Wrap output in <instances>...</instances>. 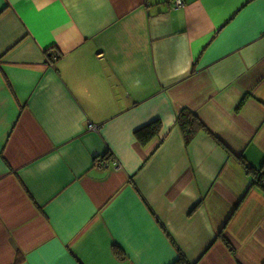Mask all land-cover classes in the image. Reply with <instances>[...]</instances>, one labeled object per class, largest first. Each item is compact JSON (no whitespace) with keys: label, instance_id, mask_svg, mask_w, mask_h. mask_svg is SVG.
<instances>
[{"label":"crops","instance_id":"1","mask_svg":"<svg viewBox=\"0 0 264 264\" xmlns=\"http://www.w3.org/2000/svg\"><path fill=\"white\" fill-rule=\"evenodd\" d=\"M184 2L0 0V264H264V0Z\"/></svg>","mask_w":264,"mask_h":264},{"label":"trees","instance_id":"2","mask_svg":"<svg viewBox=\"0 0 264 264\" xmlns=\"http://www.w3.org/2000/svg\"><path fill=\"white\" fill-rule=\"evenodd\" d=\"M178 122L180 124L181 129L183 130V133L185 134V137L187 139V143L191 142L194 135L198 132L196 128L199 130L205 129V126L199 122V119L196 118L194 114H192L189 111H183L181 115L179 116ZM196 123V125L194 124ZM161 121L156 120L148 124L147 126L138 129L135 134L137 139L142 145H148L151 141H153L154 138H156L161 131ZM264 179V172H259L257 176V183H261ZM174 264H190L188 262H185L184 260H179Z\"/></svg>","mask_w":264,"mask_h":264},{"label":"built area","instance_id":"3","mask_svg":"<svg viewBox=\"0 0 264 264\" xmlns=\"http://www.w3.org/2000/svg\"><path fill=\"white\" fill-rule=\"evenodd\" d=\"M171 3H173L175 8H182L185 6V2L184 0H169ZM91 129H95V127L93 125H90ZM101 165H103V167H107L108 164L107 163H101Z\"/></svg>","mask_w":264,"mask_h":264}]
</instances>
